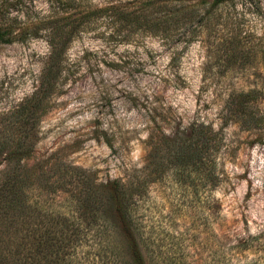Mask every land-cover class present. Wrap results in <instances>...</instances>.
I'll use <instances>...</instances> for the list:
<instances>
[{
    "label": "rangeland",
    "instance_id": "obj_1",
    "mask_svg": "<svg viewBox=\"0 0 264 264\" xmlns=\"http://www.w3.org/2000/svg\"><path fill=\"white\" fill-rule=\"evenodd\" d=\"M78 1L129 12L145 2ZM50 2L0 0V13L30 24L50 14ZM190 2L192 22L128 41L120 21L93 19L68 48L30 164L59 159L103 182L143 179L136 216L149 264H264V129L223 128L213 190L204 174L157 175L151 163V135L194 123L219 130L231 94H264V0ZM49 56L45 37L0 43V111L35 92Z\"/></svg>",
    "mask_w": 264,
    "mask_h": 264
},
{
    "label": "trees",
    "instance_id": "obj_2",
    "mask_svg": "<svg viewBox=\"0 0 264 264\" xmlns=\"http://www.w3.org/2000/svg\"><path fill=\"white\" fill-rule=\"evenodd\" d=\"M144 1L129 12L122 3L93 9L78 0H51L50 14L30 24L0 13L1 44L45 37L50 46L35 92L0 111V264H149L136 216L143 179L103 182L59 159L30 164L68 48L94 18L120 21L130 29L128 41L133 32L167 33L192 22L198 6L191 0ZM235 1L212 0V7ZM263 96L256 89L231 94L219 130L194 123L182 132H164L161 138L151 135L150 159L157 175L168 169L185 178L187 172L196 178L204 174L205 185L215 189L220 182L218 156L225 145L223 128L237 123L247 131H262Z\"/></svg>",
    "mask_w": 264,
    "mask_h": 264
}]
</instances>
